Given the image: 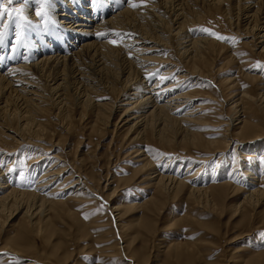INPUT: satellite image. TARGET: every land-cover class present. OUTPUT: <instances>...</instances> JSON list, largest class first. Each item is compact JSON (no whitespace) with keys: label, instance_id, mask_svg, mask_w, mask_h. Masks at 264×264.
Returning <instances> with one entry per match:
<instances>
[{"label":"rangeland","instance_id":"rangeland-1","mask_svg":"<svg viewBox=\"0 0 264 264\" xmlns=\"http://www.w3.org/2000/svg\"><path fill=\"white\" fill-rule=\"evenodd\" d=\"M3 1L5 0H0V5L4 4ZM6 1V5L10 6L8 8L14 10L15 5L20 3L19 13L26 17L22 5L26 0H19L18 3L15 0ZM27 1L31 5L40 0ZM189 1L185 0V3ZM112 5L113 1H110L109 6ZM186 6L189 9L187 17L192 22L193 33L201 32L200 29H209L221 36L235 38L221 40L201 32L217 43L214 50L205 55L207 63L202 67V74L205 72L206 78L200 79L198 83L190 81L192 78L186 81L187 89H192L199 95L192 108L202 106V111H194H199L196 116L201 118L181 124L200 139L193 144L188 138H184L185 133L182 130L179 133L176 130L170 131L168 141L162 140L151 130L138 135L135 130H129L125 119L118 120L124 106L122 103L128 96L119 94L121 87L116 67L125 63V58L121 59L123 55H119V52L115 53L116 66L112 58L111 61L104 59L106 64L101 69H96V65L90 66L91 63L83 69L86 70L84 76L93 74L100 81L102 79V85L106 89L99 100L107 103L119 97L116 100V112L110 114V110H104L106 112L102 115L105 120L96 118L94 111L82 103L81 93L76 91L78 88L70 84L65 98L53 97L50 103L45 104L46 109L35 118L40 122V127H43L44 131L41 132L44 139H37L36 134L26 135L25 139L20 140L22 145L15 149L16 142L7 137L8 133L13 132L6 133L4 126L11 125L16 130L20 122L13 117L10 123L4 117L10 114H1L0 163L6 168L9 160L6 154L11 153L9 156L14 159H11L13 163L8 174L16 176L21 186L30 188L34 185V180H38L39 171L35 173L36 178L29 174V167L34 166V163L30 166L29 161L41 154L42 160L39 162L43 167L46 166L45 169L55 159L52 155L58 154L89 177L99 191H93L92 198L86 199L84 195H80L81 197L70 199L68 203L58 205V210L46 204L42 208V215L39 211L40 204L30 202L31 206H28L25 203L34 215L37 226L30 228L32 233L24 241L25 245L15 243L21 253L0 250V264H206V261L220 264H244L246 261L249 264L252 259L264 264V236L261 235L264 233V203L235 211L236 205L243 201L248 191L244 189L245 184L242 182V179H249L245 174L247 170L257 168L253 171L260 179L258 188L264 192V112L256 111L255 116L247 112L250 118H257L256 123H261V127L257 126L256 130L260 134L257 140L247 138L241 141L243 137L236 135L238 130H226L228 126L225 124L231 119L230 122L235 125L237 117L246 111L234 104L242 93L249 92L257 98L258 106H264L263 90L259 89L264 85V52H261L262 48L252 46L251 33L246 30L248 26L240 8L223 10V3L213 5L207 0H197L196 6L190 7L189 3ZM99 14L102 15V11ZM8 15L13 21L23 19L20 15H15V11ZM143 21L142 26L145 24L147 31L152 29L154 34L156 23L150 18ZM47 35L49 33L46 37ZM12 37L11 34L8 41L10 49L14 45ZM82 41L83 39L78 42ZM165 42L170 45L163 49H153L150 55L157 60H168L158 69L159 74L169 69L170 65L178 67L172 74L175 77L182 69L179 65L186 60L178 54V41L175 36H165ZM2 50L0 47V55ZM18 50L25 52L26 47L21 45ZM11 52L6 49L3 59ZM99 57L97 56V61L102 59ZM32 60L31 57L29 63ZM172 62H177V65ZM15 63L17 61L14 58L11 65ZM69 67L67 66V71L65 69V74ZM59 72L62 73L61 67L47 68L34 75L35 79L47 84V81L60 75ZM156 77L157 75L153 76L151 82ZM173 77L168 76L163 83L168 84ZM129 91L132 92V89H128V93ZM15 139L20 137L15 136ZM210 141L216 142L213 147L209 146ZM227 141H230V145L225 151L209 154L212 149L224 146ZM51 143L55 145L50 148ZM255 145L258 148L254 160L245 159L243 154L251 151ZM139 153H145L153 164L144 165L145 161ZM171 159L172 164L169 161ZM65 161H61L57 167L62 166ZM166 165L171 166L174 172L179 171L181 177L189 166L194 168L190 171L202 166L204 171L200 172L203 179L199 180L203 181V187H211L213 192L220 190L218 186L222 182H230L229 185H237L243 190L234 193L227 188V197L215 206L195 204L188 197L189 187H185L182 193H170L161 197L156 195L149 177L155 169H163ZM70 172H66V175ZM106 179L110 182L107 183ZM57 184L55 182L51 188ZM153 195H156V199H152L150 203L145 202ZM61 197L66 199L67 195H61L57 199ZM116 205H120L121 210H114ZM25 221L27 219L22 218L21 214L16 215L9 223L13 226L6 228L0 247L5 245L3 240L10 241V237L17 230L26 228ZM183 249L185 255L177 256L176 253Z\"/></svg>","mask_w":264,"mask_h":264},{"label":"bare ground","instance_id":"bare-ground-1","mask_svg":"<svg viewBox=\"0 0 264 264\" xmlns=\"http://www.w3.org/2000/svg\"><path fill=\"white\" fill-rule=\"evenodd\" d=\"M110 1H113L112 6H109ZM207 1H210L213 5L223 3V10L232 7L238 10L240 8L244 22L248 26L246 30L251 33L252 46L254 48L260 47L262 48L261 52H264V0ZM18 2L19 0H15V3ZM132 2L139 6L132 7L129 0H40L31 3V5H28L26 0L22 3L25 11H23V14H27L26 17L19 13L18 5L20 3L15 5V15H20V18H23L22 21L19 19L11 20L9 13H5L3 17H0V32L3 33V42L0 43V47L3 49L0 55V115L9 113L10 115L4 117L8 118L10 123L13 117L20 122L16 130L11 125L4 126L7 129L5 130L6 133L7 131L13 132L12 134L8 133L7 137L14 139V142H16L15 149L22 145L23 142L20 140L25 139L26 135L36 134L37 139H44L42 135L43 127H40V122L35 118L46 109L45 104L50 103V99L52 100L55 96L65 98L64 95L67 94L70 84L78 88L76 91L81 93L82 103L94 111L97 119H104L102 115L106 112L104 110H110V114L116 112L118 106L116 100L119 97L117 96L116 100L107 103L99 100V97L102 98L103 96L104 89H106L102 85V79L100 81L93 74L87 76L85 73L86 76H84L86 70H83L88 67L89 63H91L90 66L96 65V69H101L106 64L105 60L111 61L112 58H114L113 61L116 66V52L123 55L121 59L125 58L123 61L126 63L123 66L116 67L118 68L117 79L121 87L119 94H128L127 100L122 103L124 106L118 120L125 119L129 130H135L138 135L151 130L162 140L168 141L170 131L181 132L182 130V133H185L184 138H188L193 144L200 139L198 135L181 125L182 123L199 120L201 117L196 115L199 111H202V106L192 108L195 103L194 100L199 95L192 89H187L186 81L192 78L190 81L198 83L200 79L206 78L205 72L202 74V67L207 63L205 55L207 52L213 51L217 43L201 32L193 33L192 22L187 17L189 9H187L186 4L189 3L190 7L191 5L196 6L197 0H190L186 3L185 0H132ZM3 3L2 6L10 7L9 4L6 5V0ZM99 11H102L103 14H99ZM29 13H31L30 16ZM37 13H40V15H37ZM97 17L100 19H97ZM147 18L156 23L154 34L151 32L152 29L147 31L145 24L144 27L142 26L141 21ZM47 33L49 35L46 37ZM117 33L122 35L118 37ZM11 34L13 35L11 40L14 41V45L10 49L8 41ZM165 36H175L178 41V54L186 60L184 63L182 62L183 64L179 63L182 69L175 77L172 74L178 67L174 68V65H170L169 69L159 74L160 70L158 71V69L162 68L168 60H157L150 55L153 49H163L170 45V43L165 42ZM82 39L83 41L79 43L78 41ZM53 40L58 42L55 43ZM112 40L117 42L114 44L111 42ZM21 45L26 47L25 52L18 50ZM158 46L162 47L159 48ZM8 48L12 52L10 55H5L6 58L3 59L6 49L10 52ZM97 56H101L102 59L97 61ZM31 57L33 60L29 63ZM14 58L17 63L12 66L11 62L13 63ZM172 63L177 65V62ZM67 66L70 67L65 74L64 71ZM58 67H61L62 73L59 72L60 75L47 81V84L35 79L34 73L36 74L47 68ZM155 75H157L156 80L151 82L152 77ZM170 75L173 78L168 84H164L165 79H162V77L167 78ZM100 88L103 90H100ZM128 89H132V92L129 91L128 93ZM259 89L263 90L262 99H264V85ZM132 98H135V100H131ZM256 100L257 98L249 92L248 94L242 93L234 104L236 107L241 106L246 111L243 112V115L237 117L236 126L230 122L231 119L225 122L228 126L226 130H238L236 135L243 137L241 141L247 138L257 140L260 136L256 130L257 126L261 127L259 125L261 123H256L257 118H252V116H255L256 111L264 112V106H258ZM197 109L201 110L194 113ZM247 112L251 113V118L247 115ZM180 114L182 116H179ZM115 126H118L117 121ZM259 129L261 132L262 128ZM253 133H256V135L253 136ZM15 136L20 137V139H15ZM209 143V146L213 147L216 142L210 141ZM52 145L55 144L51 143L50 148ZM228 145H230V141L224 142V146L212 149L209 154L223 152L222 150L225 151ZM258 145L253 146L251 151L244 153L243 157L253 161ZM145 153H139V155H142L141 158L145 161L144 165L149 166L153 163L147 159ZM9 154L11 153L6 154L9 158L6 168H3L2 162L0 163V240L6 232V228L13 226L9 223L16 215L21 214V217L26 218L27 221H25L26 228L17 230L16 233H18H14L10 237V241L8 239L3 240L5 245L0 247V250L6 249L18 254L22 251L15 247V243L25 245L24 241H27V237L32 233V227L37 226L34 215L31 214L29 207L24 205L25 203L28 206H31L29 205L30 202L40 204L39 211L42 215V208L46 204H50L51 208L58 210V205L66 204L68 200L77 198L80 195H84L86 199L92 198L94 192L99 191V188H96L95 183L82 171L70 165L63 159L62 155L58 154L52 155L55 159L45 169L46 166L43 167V164L39 162L42 160L41 154L29 161V165L34 163V166L30 165L33 167H29V174L34 178L36 171H39L38 180H34L35 183L32 187L24 188L26 186H21L16 176L14 177L12 173L11 175L8 174L13 163L11 159H14L10 158ZM61 161H65V163L57 167L61 164ZM169 161L172 164V159ZM253 168L245 172L246 177L249 179H242L245 184L244 189L248 191L245 198L243 197V201L236 205L235 211L244 210L247 207H256V205L264 203V192L258 188L260 179L255 176L256 173L254 172L257 168ZM193 169L189 166L187 172L181 177L178 174L179 171L174 172L171 166L166 165L163 169H155L149 177V182L155 187L156 195L159 194L161 197L170 193H182L185 187H189L188 197L194 200L195 204L211 206L223 202V199L227 197V188H230L234 193L243 190L237 185H229L230 182H222L218 186L220 190L213 192L211 187H203V181L199 180L203 179L201 177V172L204 171L203 167L190 171ZM66 172H70L68 176ZM64 175L66 177L63 178ZM106 181L107 183L110 182L109 179H106ZM55 182H58V184L51 188ZM106 187L107 185L103 189ZM61 195H67L66 199H64L65 197L57 199ZM156 195L148 198L145 202L150 203L152 199H156ZM38 204L36 208H38ZM119 209L121 210L120 205L114 206V210L118 211ZM176 255H185L184 249ZM253 260H249V264H259V262ZM208 262L205 263L220 264ZM243 263L248 264L246 261Z\"/></svg>","mask_w":264,"mask_h":264},{"label":"snow or ice","instance_id":"snow-or-ice-1","mask_svg":"<svg viewBox=\"0 0 264 264\" xmlns=\"http://www.w3.org/2000/svg\"><path fill=\"white\" fill-rule=\"evenodd\" d=\"M129 2L131 3L132 7H138L139 6L136 3L132 2V0H129ZM0 9H2V10H0V17H3L5 15V13L11 14V12L16 11L14 9H8L7 7L2 6V5H0ZM37 15H40V13H37ZM200 31L201 32H205V33H207L209 35L215 36L217 39H221V40H234L235 39L234 37L221 36L220 34L214 33V32H212L209 29H200ZM98 35H102V34H98ZM116 35L119 37L122 34L117 33ZM2 42H3V33L0 32V43H2ZM111 42L115 44L117 41L116 40H112ZM162 79H165V78L162 77ZM97 211H99V209ZM85 218H87V217H85ZM261 235L264 236V233H262Z\"/></svg>","mask_w":264,"mask_h":264}]
</instances>
